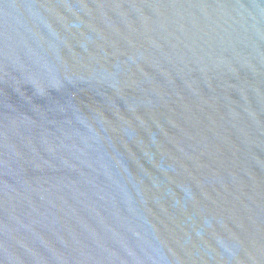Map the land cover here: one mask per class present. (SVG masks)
I'll use <instances>...</instances> for the list:
<instances>
[{"label": "water", "instance_id": "1", "mask_svg": "<svg viewBox=\"0 0 264 264\" xmlns=\"http://www.w3.org/2000/svg\"><path fill=\"white\" fill-rule=\"evenodd\" d=\"M0 264H264V0H0Z\"/></svg>", "mask_w": 264, "mask_h": 264}]
</instances>
